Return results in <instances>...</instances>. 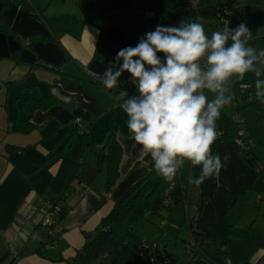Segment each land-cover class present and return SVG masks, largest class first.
<instances>
[{"label": "crops", "instance_id": "1", "mask_svg": "<svg viewBox=\"0 0 264 264\" xmlns=\"http://www.w3.org/2000/svg\"><path fill=\"white\" fill-rule=\"evenodd\" d=\"M161 1L131 0L123 10H85V0H0V264H11L13 252L18 264H73L67 260L75 257L85 235L154 165L131 138L115 89L89 80L85 70L103 76L119 50L135 47L158 24L186 23V8L161 7ZM221 6L215 11L200 4L199 14L221 20ZM179 9L184 16L177 14ZM228 9L227 18L232 16ZM126 10L143 12L135 16ZM163 10H171L173 19ZM207 10L217 15L202 13ZM31 34L36 38L29 45ZM120 78H130V73ZM46 95L55 102L31 112V129L15 130V121L29 116L25 98ZM75 117L81 118L82 127L73 123ZM109 129L115 130L122 156L119 177L107 191L106 152L100 143ZM261 168L256 189L249 190L257 207L264 199V164ZM63 192L66 212L50 230L26 221L31 206L40 199L58 200ZM261 238L255 237L254 244ZM49 242L43 254L37 253V247ZM249 248L233 242L228 259L249 255L245 264H264V245Z\"/></svg>", "mask_w": 264, "mask_h": 264}, {"label": "clouds", "instance_id": "2", "mask_svg": "<svg viewBox=\"0 0 264 264\" xmlns=\"http://www.w3.org/2000/svg\"><path fill=\"white\" fill-rule=\"evenodd\" d=\"M251 39L244 23L233 29L226 25L211 38L198 22L158 24L135 47L119 50L115 64L105 70L102 84L107 89L116 87L124 72L130 73L138 94L119 107L128 118L131 138L150 155L166 182L174 180L186 161L200 166L199 176L188 181L197 187L227 167L230 156L213 154L212 145L222 135L217 131L221 109L233 100L229 82L253 72L255 97L264 103V79L259 78L264 49L257 52ZM206 91L214 98L209 100Z\"/></svg>", "mask_w": 264, "mask_h": 264}, {"label": "trees", "instance_id": "3", "mask_svg": "<svg viewBox=\"0 0 264 264\" xmlns=\"http://www.w3.org/2000/svg\"><path fill=\"white\" fill-rule=\"evenodd\" d=\"M130 2L131 0H85L83 6L85 10L95 8L123 10L130 6ZM201 2L202 0H200V4ZM174 4L186 8V22H188L193 14L190 12L187 0L161 1V7H171ZM198 9L200 13V5ZM199 13L198 15H200ZM35 38V34L28 36V44L31 45ZM253 40L254 38L249 41V44ZM12 57L17 59V55H12ZM39 65L48 67L44 63H39ZM126 86L124 91L114 88V94L121 103L129 96L138 94L135 85L128 84ZM232 90L234 91L233 95L230 93L233 96L230 105L231 112L227 114L221 109L220 118L217 120V131L222 135L212 145L213 154L219 153L221 156L227 154L230 156V161L219 175L207 179L197 187L196 213L193 219L188 221L193 241L191 247L193 256L185 264H210L201 252L203 246L209 247L218 254L222 253L225 257L231 243L242 239L248 232V230L240 229L227 221L226 214L231 208L237 207L239 196L245 195L249 190L256 189L255 183L262 168L258 156L252 152L248 145L239 146L235 143L234 136L237 133L238 123L233 117L235 114H240L243 121L241 112L247 107H255L258 100L255 97V82L247 86L232 83ZM54 102L51 95L39 98L27 96L24 100V107L29 116L15 121L14 129L21 132L31 129L33 126L29 121L31 112L38 108H46ZM233 122L235 126H233ZM114 131L109 129L103 142L100 143L106 152L105 189L107 191L113 187L119 177V162L122 156V148L115 138ZM245 133L250 138L246 130ZM58 156L56 153V156H53V161ZM199 174L200 166L193 167L190 164V177L196 178ZM188 181L183 177L180 168L174 180L166 182L152 166L144 177L136 181L115 201L109 213L101 219L98 226L85 235L84 244L77 250L75 257L67 261L73 264H172L175 256L160 247L158 243L143 240L132 231H127L123 235L118 234L114 231V227L125 221L131 223L138 218L156 215L162 207H174L180 203L186 205L190 200ZM65 192L61 196L64 197ZM258 197L261 199L260 195ZM50 202L55 204L58 200ZM65 212L66 207L63 202L59 214H56L57 218L54 224ZM46 244L37 247V253L43 254V251L47 250ZM260 245H264V242H261ZM248 257L249 255H246L236 263L245 264Z\"/></svg>", "mask_w": 264, "mask_h": 264}, {"label": "rangeland", "instance_id": "4", "mask_svg": "<svg viewBox=\"0 0 264 264\" xmlns=\"http://www.w3.org/2000/svg\"><path fill=\"white\" fill-rule=\"evenodd\" d=\"M135 1L141 3V0ZM224 3L228 5L226 0ZM201 4L203 7L208 5L218 9L222 4V0H202ZM231 10L232 16L229 18L223 16L221 20L218 19L219 22L216 21V17L207 15H200L197 18V22L204 26L205 33L210 38L213 32L222 31L226 25L230 29H233L239 24L244 23L252 32V39L254 38L250 46L256 48L257 52L264 49V0H237L232 4ZM98 11L104 12V14L107 13L105 10ZM157 11L161 12L160 10ZM163 11L173 19L171 10ZM141 12L143 10H126V13L135 16ZM184 13L185 10H177L179 16H184ZM261 71L262 75L259 78L264 79V66L261 67ZM256 79L257 77L253 72H248L242 80L235 76L231 80L239 86H247L255 82ZM206 95L209 100L214 98V94L211 92L206 91ZM230 105L222 108L227 114L231 112ZM241 114L243 116V125L253 140L248 141L250 147L254 146L251 150L258 156L260 164H264V103L258 100L255 107H247ZM233 126H235L234 122ZM181 171L183 177L189 180L190 162L186 161ZM249 192L251 191L238 197L237 207L231 208L227 212L226 220L240 229L248 230L242 239L233 242L235 244H249L250 248L248 251L250 252L256 246L258 247L259 243L264 242V238H261L260 242L254 244L255 237L258 238L264 235V199L260 201V207H257L258 205L254 198L256 196L252 197ZM188 193L190 200L186 205L180 203L174 207H162L158 214L138 218L131 223L125 221L121 225L115 226L114 231L121 235L127 233V231H132L143 240L158 243L160 247H163L167 252L174 255L175 260L172 264L187 263L193 256V251L191 250L193 241L189 232L188 221L192 220L196 213L197 186L189 184ZM231 245L225 257L222 253L218 254L207 246H203L201 252L209 260L210 264H227ZM242 258L230 262L231 264H239L236 262Z\"/></svg>", "mask_w": 264, "mask_h": 264}, {"label": "built area", "instance_id": "5", "mask_svg": "<svg viewBox=\"0 0 264 264\" xmlns=\"http://www.w3.org/2000/svg\"><path fill=\"white\" fill-rule=\"evenodd\" d=\"M187 1L189 4L190 12H192L193 15L191 16L189 21L186 22V24L191 23V22H197V18L199 16L198 8L200 5V0H187ZM226 1L228 2L230 6L237 0H226ZM220 12H221V14L219 15L220 18H222L223 16L229 15L230 11L228 9V5L221 6ZM202 64H203V61H202ZM85 75L89 79L96 81L97 83L103 86L102 84L103 76L102 75H98V74H95L93 72H89L86 70H85ZM129 80L130 79H120L119 78L118 85L114 88H120L121 91H124V89L127 87L126 85L131 84ZM228 87H229L230 93H232L233 95L234 90H232V82H229ZM233 119L238 123L237 131H236L237 133H236V136H234L235 143L239 146H247L248 141H252V140L251 138H248L245 133V129L242 125L243 121H242L240 114H235ZM73 123L80 127L83 126L80 117H75L73 119ZM61 205H63V196H60V198L58 199V202L57 203L55 202V204H53L52 202L48 200L40 199L38 203L34 204L33 206L29 208L28 212L25 215V219L26 221L32 224H35V225H38L39 227H44L45 229L50 230V228L53 226L55 222V219L57 218L56 214H59L61 210ZM51 239H53L52 235H51ZM50 245H51V242L47 243L45 247L49 248ZM13 256L14 258L11 264H18L17 256L15 252H13Z\"/></svg>", "mask_w": 264, "mask_h": 264}, {"label": "water", "instance_id": "6", "mask_svg": "<svg viewBox=\"0 0 264 264\" xmlns=\"http://www.w3.org/2000/svg\"><path fill=\"white\" fill-rule=\"evenodd\" d=\"M202 13H205V14H209V13L215 14V11L214 10H207V11H204Z\"/></svg>", "mask_w": 264, "mask_h": 264}]
</instances>
